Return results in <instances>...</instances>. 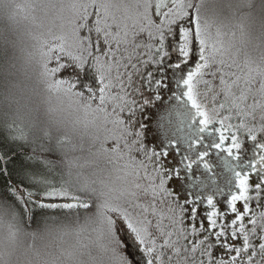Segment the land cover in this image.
I'll return each mask as SVG.
<instances>
[{"label": "snow or ice", "instance_id": "snow-or-ice-1", "mask_svg": "<svg viewBox=\"0 0 264 264\" xmlns=\"http://www.w3.org/2000/svg\"><path fill=\"white\" fill-rule=\"evenodd\" d=\"M0 12V264H264V0Z\"/></svg>", "mask_w": 264, "mask_h": 264}, {"label": "trees", "instance_id": "trees-1", "mask_svg": "<svg viewBox=\"0 0 264 264\" xmlns=\"http://www.w3.org/2000/svg\"><path fill=\"white\" fill-rule=\"evenodd\" d=\"M25 0H15V3H24ZM28 16L27 19H25V16ZM36 16H40L41 13H36ZM7 25L8 28H12L17 30L19 33L23 35V44L22 47L25 48L27 51L33 50V45L37 44L36 40H33L28 35L31 33L32 35L39 36L40 33L46 34V29L42 27H38L37 25L40 23L39 20H33L32 16L28 13H19L16 17L15 21H9L7 18ZM7 28V29H8ZM0 30H1V15H0ZM17 55L20 57L24 56V52H17ZM34 103L33 107L37 109L33 113V116L40 119V120H48L50 118L49 109H57L60 107V102L55 97H47L45 95H38L33 98ZM52 104L50 108H48V105ZM55 114V113H54ZM58 115V114H55ZM38 212V210H37ZM77 225L72 222H66L65 228L68 231V234L63 237V242L66 244L68 243H75L77 239L80 240L81 243H87L88 242V234L87 232L81 233L79 237L74 236L75 232L73 231ZM5 233V229L3 226H0V239L3 238ZM59 242V241H58Z\"/></svg>", "mask_w": 264, "mask_h": 264}, {"label": "rangeland", "instance_id": "rangeland-1", "mask_svg": "<svg viewBox=\"0 0 264 264\" xmlns=\"http://www.w3.org/2000/svg\"><path fill=\"white\" fill-rule=\"evenodd\" d=\"M0 15H1V30L2 29H7L8 28V25H7L6 17L4 16V14L2 12H0ZM51 105L52 104H49L48 105V108H50ZM74 236H76V234H74Z\"/></svg>", "mask_w": 264, "mask_h": 264}]
</instances>
